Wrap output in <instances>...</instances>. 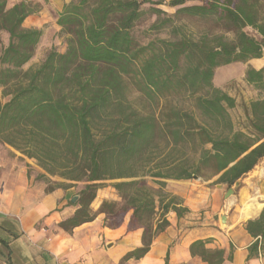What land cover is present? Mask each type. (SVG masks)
<instances>
[{"label":"trees","instance_id":"obj_1","mask_svg":"<svg viewBox=\"0 0 264 264\" xmlns=\"http://www.w3.org/2000/svg\"><path fill=\"white\" fill-rule=\"evenodd\" d=\"M39 11L32 1L7 8L0 0V33L7 37L0 144L34 160L42 171L36 180L49 183L48 192L82 184L79 208L59 224L65 232L93 221L96 192L113 182L119 201L102 202L98 213L118 225L131 211L129 229L143 230L142 247L123 261L138 260L169 226L166 215L187 211L165 192L166 181L217 177L214 185L231 189L264 159V67L245 69L244 82L258 98L244 105L241 127L229 113L235 99L213 83L216 69L262 58L264 0H71L56 20L64 51L51 46L24 70L43 33L23 23ZM147 18H154L150 30H168L171 38L142 44L137 29ZM188 22L208 28L195 38ZM132 91L145 106L133 105ZM245 231L251 254L264 255V204ZM190 250L207 264L223 262V253L202 241Z\"/></svg>","mask_w":264,"mask_h":264},{"label":"crops","instance_id":"obj_2","mask_svg":"<svg viewBox=\"0 0 264 264\" xmlns=\"http://www.w3.org/2000/svg\"><path fill=\"white\" fill-rule=\"evenodd\" d=\"M31 1L40 5V11L27 17L23 27L42 30L37 51L48 37L55 46L60 30L57 16L71 0ZM63 51L64 47L60 52ZM228 66L241 67L244 81L247 66L255 70L264 67V55L245 65L224 67ZM224 67L215 70L213 83L217 88H220L217 73ZM40 173L34 160L0 144V264H207L199 255L191 254V245L198 241L204 242L206 250L222 252L221 264H264V255L249 251L253 239L245 231L246 222L258 217L262 210L263 188L250 197H256L261 203L259 211L242 218L243 206L236 210L235 200L245 197L247 188L241 189L229 202L224 187H211V180L202 181L201 185L185 184L182 188L170 183L188 181H166L165 192L178 197L181 208L187 211L179 218L169 212L166 215L169 226L154 237L148 252L138 260L123 261L128 253L142 247L143 230L129 229L131 211L118 225H108L110 221L106 216L98 213L102 202L119 201L116 192L109 186L99 189L90 205L96 214L93 221L67 233L59 224L71 218L79 208L71 203L77 195L73 187L48 192L45 183L36 180ZM222 217H225L224 223Z\"/></svg>","mask_w":264,"mask_h":264},{"label":"rangeland","instance_id":"obj_3","mask_svg":"<svg viewBox=\"0 0 264 264\" xmlns=\"http://www.w3.org/2000/svg\"><path fill=\"white\" fill-rule=\"evenodd\" d=\"M20 0H7V8H10L12 5H14L15 3L19 2ZM31 1V0H28ZM33 2V1H32ZM164 10L168 13V14H172L173 10L169 9V8H164ZM154 18H147L137 29V37L139 39V41L142 44H146L149 41H153L156 39H163V40H168L171 38L170 33L168 30H163L160 32H156L155 30H150V26L153 23ZM26 28V27H24ZM206 28H208V24H205L204 22H188L186 23V32L189 36L192 37H197L199 35L200 32H202L203 30H206ZM28 29V28H26ZM246 32L249 35L255 36V33L250 30V29H246ZM7 42V37L5 34L0 33V52L2 50V48L6 45ZM52 43V40L50 39V37H48L46 39V41L44 42V44L42 45V47H40V49L38 51H36L34 58L26 65L24 66V70H27L29 68H33L35 66H37L43 59L45 53L48 51L50 45ZM54 44V43H53ZM64 44V39L62 38H57L55 40V47L56 49H60V51L62 50V48ZM53 46V45H52ZM263 55H264V51H263ZM262 55V57H263ZM222 70L218 71L217 73V84L220 85V88L226 92L229 96H231L232 98L235 99L236 101V107L233 110H230L229 113L231 115V118L233 120V122L235 123L236 126L241 127L244 124V105H247L249 102L255 100L258 98V94L255 90H253L250 86H248L242 79H241V71L242 68L241 67H224L221 68ZM129 98L131 100V102L133 103L134 106H136L137 108H142L143 106H145L144 102L140 99L138 93L132 91L129 94ZM0 99L2 102L5 101V99L2 98L1 95V88H0ZM177 103V101H176ZM180 106H184V107H188V103L181 101V103H178ZM264 169V159H262L256 166L255 168L252 170V172L243 177V181L237 182V186H233L231 187V189L233 190L234 194L229 197V202H232L233 198L235 196H237L238 192L241 189H248V192H246L245 197H242L240 199L237 198V200H235L236 203V210L239 209V207L243 206L245 203H249L250 200L253 198H250L251 195H254V193L258 190L263 188L264 189V179H257L256 177L254 178V175H256L257 171L259 172V170ZM217 179V177H214L211 179V187H214L216 185L213 184V182H215ZM51 182H62L61 179L59 178H50ZM202 179H198V180H189L186 183H182V182H178V183H170V185L174 186V187H179L182 188V186H184L185 184H196L199 183V185L202 184ZM113 182H105L104 187H111L110 185ZM49 183H46V185H48ZM49 186V185H48ZM52 186V185H50ZM73 186V192L77 193L81 188H82V184L77 183L72 185ZM224 187L225 191H227L228 189L225 186ZM184 188V187H183ZM168 194V193H167ZM264 197V196H263ZM264 199V198H261ZM234 202V201H233ZM230 212V211H227Z\"/></svg>","mask_w":264,"mask_h":264},{"label":"bare ground","instance_id":"obj_4","mask_svg":"<svg viewBox=\"0 0 264 264\" xmlns=\"http://www.w3.org/2000/svg\"><path fill=\"white\" fill-rule=\"evenodd\" d=\"M255 177L257 179H264V169L259 170V172L257 171L256 175H254V178ZM255 198L256 197H253L249 203H245L243 205L242 218H248V217L255 215L261 208V203L257 202ZM261 198H264V197L261 196Z\"/></svg>","mask_w":264,"mask_h":264},{"label":"water","instance_id":"obj_5","mask_svg":"<svg viewBox=\"0 0 264 264\" xmlns=\"http://www.w3.org/2000/svg\"><path fill=\"white\" fill-rule=\"evenodd\" d=\"M264 51V50H263ZM235 163H232L229 165V167H231L232 165H234ZM193 180H198L199 178L197 176H193L192 177ZM235 186H237V183L235 184ZM217 188L221 189L222 188V185H216ZM234 194L233 190L232 189H228L226 194H225V198L228 199L229 197H231L232 195ZM78 200V196H74L72 199H71V203L72 204H75ZM225 221V217H222L221 218V222L224 223Z\"/></svg>","mask_w":264,"mask_h":264}]
</instances>
